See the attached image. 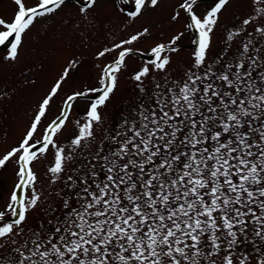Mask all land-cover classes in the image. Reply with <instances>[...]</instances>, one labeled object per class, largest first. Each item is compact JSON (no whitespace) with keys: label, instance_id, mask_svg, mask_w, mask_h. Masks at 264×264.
<instances>
[{"label":"snow or ice","instance_id":"6c2138e0","mask_svg":"<svg viewBox=\"0 0 264 264\" xmlns=\"http://www.w3.org/2000/svg\"><path fill=\"white\" fill-rule=\"evenodd\" d=\"M162 0H113L125 28ZM0 18V63L20 61L38 22L66 8L82 28L95 22L100 0H12ZM201 3L207 7L199 9ZM231 0H179L170 15L184 31L134 47L148 27L102 47L98 86L64 93L80 61L70 59L41 96L17 144L0 153L14 161L17 182L0 205V259L8 264H264V0L213 37ZM69 22L71 19L69 18ZM195 50L181 77L169 71L185 32ZM114 54V55H113ZM133 55H146L130 76L140 103L104 127L105 109ZM43 69V65H39ZM31 69L29 70V73ZM21 84L38 77L22 73ZM0 90V100L8 98ZM89 97L84 119H71ZM57 114L45 124L53 104ZM73 127L67 143L59 138ZM99 130V131H98ZM52 154L47 191L33 165ZM2 199V197H0ZM33 223H29V221ZM6 253L7 255H3Z\"/></svg>","mask_w":264,"mask_h":264},{"label":"rangeland","instance_id":"374dc122","mask_svg":"<svg viewBox=\"0 0 264 264\" xmlns=\"http://www.w3.org/2000/svg\"><path fill=\"white\" fill-rule=\"evenodd\" d=\"M25 3L33 6L36 0H25ZM178 3L179 0H162L158 9L146 12L127 28H125L126 18L115 11L113 0H100L99 6L94 11L95 22L82 28L76 27L80 20L75 10L71 8H66L54 17L38 22L26 39L20 61L15 65L0 63V90H6L9 93L8 98L0 100V153L17 144L30 121L32 110L68 60L75 58L81 63L79 68L71 73L72 78L64 86L61 97L73 90L98 86L100 71L97 65L110 62L113 56L97 60L96 53L102 47L110 45L113 38L119 40L143 27H148L152 35L142 38L134 45L139 52L146 53L155 43L165 42L175 32L184 31L187 18L183 13L178 24L170 21V15ZM207 6V3H201L197 9L198 13ZM250 9L251 0H231L221 16L220 26L213 37L210 59L216 58L224 47V29L247 16ZM15 10L16 6L12 0H0V18L10 20ZM194 37V32L186 31L179 42L180 51L173 54L169 69L173 77H181L190 65L195 50V45L191 42ZM3 52L4 49L0 48V55ZM148 58L146 55H133L128 58V68L120 74L119 88L104 110L105 128L114 126L122 114L132 113L135 106L140 103L130 76ZM41 64L43 69L39 67ZM22 73L38 77L37 84L35 86L21 84V81L25 79ZM93 98L82 99L76 104L71 116L73 121L84 119L87 104ZM60 103L61 98H57L45 124L57 114ZM72 132L73 127L69 124L60 136V142L66 144ZM51 158L52 154L49 153L48 157L42 158L33 165L39 177L38 187L43 191H47L46 169ZM16 171L17 166L14 161L0 169V197H2L0 205L7 201L8 195L17 182ZM29 223L33 221L30 220ZM0 264H8V260L0 259Z\"/></svg>","mask_w":264,"mask_h":264}]
</instances>
